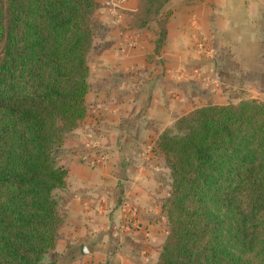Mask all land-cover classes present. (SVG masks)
I'll use <instances>...</instances> for the list:
<instances>
[{"label": "trees", "instance_id": "obj_1", "mask_svg": "<svg viewBox=\"0 0 264 264\" xmlns=\"http://www.w3.org/2000/svg\"><path fill=\"white\" fill-rule=\"evenodd\" d=\"M170 0H141L137 29L166 38ZM98 0H0V264H56L63 147L89 114ZM153 152L169 170L156 264H264V102L180 117Z\"/></svg>", "mask_w": 264, "mask_h": 264}, {"label": "crops", "instance_id": "obj_2", "mask_svg": "<svg viewBox=\"0 0 264 264\" xmlns=\"http://www.w3.org/2000/svg\"><path fill=\"white\" fill-rule=\"evenodd\" d=\"M100 2L97 86L89 78L88 117L63 147L56 264H156L170 180L154 144L201 107L264 102V0H170L160 46L157 24L134 27L141 0Z\"/></svg>", "mask_w": 264, "mask_h": 264}, {"label": "rangeland", "instance_id": "obj_3", "mask_svg": "<svg viewBox=\"0 0 264 264\" xmlns=\"http://www.w3.org/2000/svg\"><path fill=\"white\" fill-rule=\"evenodd\" d=\"M104 1L105 0H103V2H100L101 4H104ZM110 4H112V2L110 3ZM109 6V5H108ZM99 12L100 11H98V13H97V15L95 16V22H97L98 21V14H99ZM95 29H97V27L95 28ZM94 51V50H93ZM92 51V53H91V57H93V59H95V55H93L94 54V52ZM93 55V56H92ZM92 59V60H93ZM90 81H91V87H94V88H96V79H95V77L93 78V77H90ZM58 194V197H59V199H61V198H63L64 196H65V193L62 191V192H59V193H57ZM64 212V211H63ZM61 213H62V211H61ZM62 215H63V213H62ZM56 255H55V262H56Z\"/></svg>", "mask_w": 264, "mask_h": 264}, {"label": "water", "instance_id": "obj_4", "mask_svg": "<svg viewBox=\"0 0 264 264\" xmlns=\"http://www.w3.org/2000/svg\"><path fill=\"white\" fill-rule=\"evenodd\" d=\"M47 262L48 263H54L55 262V253L54 251H51L49 255L47 256Z\"/></svg>", "mask_w": 264, "mask_h": 264}]
</instances>
